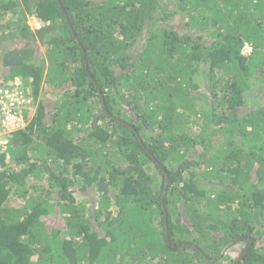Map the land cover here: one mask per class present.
Returning <instances> with one entry per match:
<instances>
[{
    "label": "trees",
    "instance_id": "trees-1",
    "mask_svg": "<svg viewBox=\"0 0 264 264\" xmlns=\"http://www.w3.org/2000/svg\"><path fill=\"white\" fill-rule=\"evenodd\" d=\"M17 81L0 264H264V0H0Z\"/></svg>",
    "mask_w": 264,
    "mask_h": 264
},
{
    "label": "built area",
    "instance_id": "built-area-1",
    "mask_svg": "<svg viewBox=\"0 0 264 264\" xmlns=\"http://www.w3.org/2000/svg\"><path fill=\"white\" fill-rule=\"evenodd\" d=\"M37 29H40L41 25H37ZM250 51L252 48L246 45L244 51ZM33 103L32 98L28 95L27 90L22 85L16 83L12 87H0V117L1 124L6 129L12 124L15 125L14 131L19 128H25L27 122L25 121L27 115L26 112ZM25 124L24 127L21 126ZM4 127V128H5Z\"/></svg>",
    "mask_w": 264,
    "mask_h": 264
},
{
    "label": "rangeland",
    "instance_id": "rangeland-1",
    "mask_svg": "<svg viewBox=\"0 0 264 264\" xmlns=\"http://www.w3.org/2000/svg\"><path fill=\"white\" fill-rule=\"evenodd\" d=\"M28 24L29 26L32 28V30H36V28L38 27L37 25L39 24V21L34 18V17H28ZM250 52L248 51H244V53H248ZM38 53L39 55H44L45 56V51L42 47H40L38 49ZM43 57V56H41ZM47 63V62H46ZM16 83L22 85L21 81H17ZM23 86V85H22ZM24 87V86H23ZM25 90H27V87H25ZM59 99L58 96H56V91L55 89H52L51 86L47 85L45 88V93L41 94L39 101H43L45 103V105L49 108V109H53V105L54 103H56V101ZM38 103L36 104L34 110H33V114L35 113V110L37 108ZM21 126L24 127L25 124L21 123ZM5 126H3V123L0 125V147H4L7 144V134L10 132L14 131L15 125H11L9 126L7 129ZM247 247L245 244L239 246L238 248L235 249L233 253V256H236L238 258H241L242 254L244 253L243 250H245ZM243 251V252H242ZM232 253H230V258H232Z\"/></svg>",
    "mask_w": 264,
    "mask_h": 264
},
{
    "label": "water",
    "instance_id": "water-1",
    "mask_svg": "<svg viewBox=\"0 0 264 264\" xmlns=\"http://www.w3.org/2000/svg\"><path fill=\"white\" fill-rule=\"evenodd\" d=\"M90 76H91V75H90ZM163 169H164V167H163ZM164 171H165V170H164ZM165 173H166V176H167V185H168V184H169V177H168V174H167L166 171H165ZM165 194H166V190H165V192H164V197H165ZM166 238H167V242L170 243V237H169V230H168V229H167V236H166ZM246 240H249V241H251V243H253V240H252V239H248V238H238V239L232 241L231 243H229L228 245L225 246L224 250L221 252V257L226 253V251H227L230 247L234 246L235 244H237V243H239V242L246 241ZM182 245H183V244H182ZM249 248H250V247H247L246 250H245V252L242 254V256H241V258H240L241 261L244 260L245 254L249 251ZM207 258H208V257H207Z\"/></svg>",
    "mask_w": 264,
    "mask_h": 264
},
{
    "label": "clouds",
    "instance_id": "clouds-1",
    "mask_svg": "<svg viewBox=\"0 0 264 264\" xmlns=\"http://www.w3.org/2000/svg\"><path fill=\"white\" fill-rule=\"evenodd\" d=\"M39 25H41L40 23H39ZM36 30H37V28H36ZM245 252V251H244Z\"/></svg>",
    "mask_w": 264,
    "mask_h": 264
}]
</instances>
